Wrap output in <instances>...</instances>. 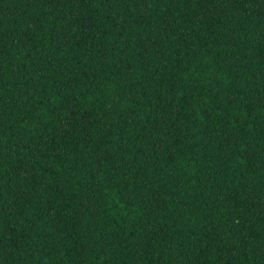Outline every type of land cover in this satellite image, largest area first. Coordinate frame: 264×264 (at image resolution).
Segmentation results:
<instances>
[{"label": "trees", "instance_id": "1", "mask_svg": "<svg viewBox=\"0 0 264 264\" xmlns=\"http://www.w3.org/2000/svg\"><path fill=\"white\" fill-rule=\"evenodd\" d=\"M0 264H264V0H0Z\"/></svg>", "mask_w": 264, "mask_h": 264}]
</instances>
